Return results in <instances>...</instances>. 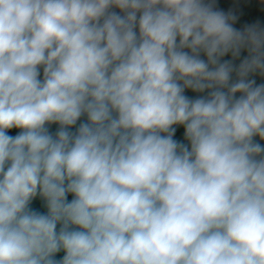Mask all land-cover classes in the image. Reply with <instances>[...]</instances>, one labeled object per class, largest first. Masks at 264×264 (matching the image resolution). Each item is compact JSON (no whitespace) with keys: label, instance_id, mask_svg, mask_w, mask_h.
<instances>
[{"label":"clouds","instance_id":"1","mask_svg":"<svg viewBox=\"0 0 264 264\" xmlns=\"http://www.w3.org/2000/svg\"><path fill=\"white\" fill-rule=\"evenodd\" d=\"M236 21L0 0V264H264V27Z\"/></svg>","mask_w":264,"mask_h":264},{"label":"water","instance_id":"2","mask_svg":"<svg viewBox=\"0 0 264 264\" xmlns=\"http://www.w3.org/2000/svg\"><path fill=\"white\" fill-rule=\"evenodd\" d=\"M213 3L217 10L232 13L237 17V21L233 26L238 30H242L245 26L256 24L257 22L261 27H264V2H261V0H213ZM245 56H247V52L242 51L240 58L235 60L234 63L238 65ZM223 59H231V55L229 54ZM251 78H254L257 84L264 83V78L258 74ZM186 94L190 96L195 95L190 91ZM56 127V125L51 126L53 131ZM16 131L18 130L14 129L10 134L14 135ZM177 135L179 137L180 133L178 132ZM69 199H71V196H69ZM63 254V252L58 253L57 259L61 258Z\"/></svg>","mask_w":264,"mask_h":264}]
</instances>
